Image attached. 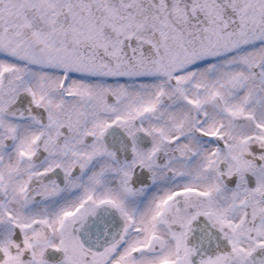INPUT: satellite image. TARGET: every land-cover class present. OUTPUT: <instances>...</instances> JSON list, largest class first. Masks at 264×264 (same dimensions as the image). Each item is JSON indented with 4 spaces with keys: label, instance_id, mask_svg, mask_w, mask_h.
<instances>
[{
    "label": "snow or ice",
    "instance_id": "obj_1",
    "mask_svg": "<svg viewBox=\"0 0 264 264\" xmlns=\"http://www.w3.org/2000/svg\"><path fill=\"white\" fill-rule=\"evenodd\" d=\"M0 264H264V0H0Z\"/></svg>",
    "mask_w": 264,
    "mask_h": 264
}]
</instances>
